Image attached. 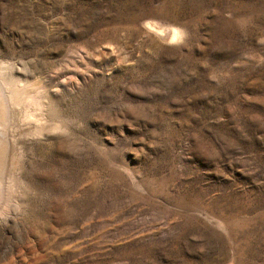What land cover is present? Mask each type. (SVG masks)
Returning <instances> with one entry per match:
<instances>
[{
    "label": "rangeland",
    "instance_id": "obj_1",
    "mask_svg": "<svg viewBox=\"0 0 264 264\" xmlns=\"http://www.w3.org/2000/svg\"><path fill=\"white\" fill-rule=\"evenodd\" d=\"M9 68L0 264H264V0H0Z\"/></svg>",
    "mask_w": 264,
    "mask_h": 264
},
{
    "label": "bare ground",
    "instance_id": "obj_2",
    "mask_svg": "<svg viewBox=\"0 0 264 264\" xmlns=\"http://www.w3.org/2000/svg\"><path fill=\"white\" fill-rule=\"evenodd\" d=\"M154 26V25H153ZM152 26V27H153ZM154 28V27H153ZM162 32V31H161ZM164 33V32H163ZM169 33L168 35H162L164 37L173 39V36L177 35V32L174 31V29L171 32H167ZM10 69V68H9ZM15 73V72H14ZM12 75V76H11ZM4 79L7 80L9 79V81H12V86L9 89H5L2 83V79L0 80V163L2 162V159L4 160V155H6V151L9 148V144L12 140L16 141L15 136H13L12 134L9 135L8 131L5 129V123H4V119L6 117V112L11 109V108H17V106L25 101V100H30V97L28 95L26 86L23 83H20L19 79L17 80H13V71L12 69L8 70V71H4L3 73ZM16 78V77H14ZM8 83V82H6ZM11 83V82H10ZM11 85V84H10ZM9 86V85H8ZM7 88V87H6ZM39 89V88H37ZM30 90V89H28ZM31 94V93H30ZM31 98H34L33 96ZM36 99V98H35ZM33 103V102H32ZM35 103L39 106L42 105L44 102H42V100H38V98L35 100ZM36 108V107H35ZM29 111V110H28ZM35 111V110H34ZM42 112V111H40ZM31 114V113H30ZM29 113H25L24 114V118H28L30 117ZM40 115V114H39ZM43 115V114H42ZM8 116V115H7ZM7 118V117H6ZM33 118V117H32ZM31 118V119H32ZM38 118V117H37ZM36 119V118H35ZM34 119V120H35ZM26 120V119H25ZM37 121V120H36ZM36 124V123H35ZM49 124V123H48ZM22 127V125H20ZM19 126V127H20ZM14 128V127H13ZM44 128L42 125L36 124L34 125V127L29 130L26 135H33L32 137H34V134H38L42 132ZM25 132V131H24ZM14 134V133H13ZM13 136V137H10ZM18 137V136H17ZM25 138V137H23ZM6 158V157H5ZM5 161V160H4ZM5 165V164H4ZM5 187V186H4ZM2 189V180H1V176H0V191ZM4 198V197H3ZM2 208V206H1ZM0 208V214H3V212L5 213L6 211L4 209ZM9 208V207H8ZM9 213V212H8Z\"/></svg>",
    "mask_w": 264,
    "mask_h": 264
},
{
    "label": "clouds",
    "instance_id": "obj_3",
    "mask_svg": "<svg viewBox=\"0 0 264 264\" xmlns=\"http://www.w3.org/2000/svg\"><path fill=\"white\" fill-rule=\"evenodd\" d=\"M174 31H176L178 33V35L173 36V40H172L173 43L177 42V40L179 39V32H180V30L174 29Z\"/></svg>",
    "mask_w": 264,
    "mask_h": 264
}]
</instances>
